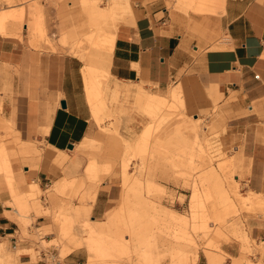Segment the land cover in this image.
<instances>
[{"label": "rangeland", "instance_id": "obj_1", "mask_svg": "<svg viewBox=\"0 0 264 264\" xmlns=\"http://www.w3.org/2000/svg\"><path fill=\"white\" fill-rule=\"evenodd\" d=\"M216 5L175 0L174 8L216 14ZM131 7L129 0H0V35L23 40L37 54L76 55L96 65L102 56L95 38L104 29L116 32ZM11 76L0 70V93L12 92ZM96 83L102 119L76 146L53 153L62 171L40 185L30 175L46 167L43 143L20 142L0 97V190L9 195L6 215L19 239L31 244L23 251L47 264H70L66 256L74 251V264H264V245L244 225L247 215L264 212V201L243 193L242 175L236 181L241 147L226 141V114L217 107L190 114L174 83L139 84L144 102L135 89L119 91L135 83L108 75ZM105 182L116 198L94 219L92 203ZM1 245L8 255L0 264H20L21 251Z\"/></svg>", "mask_w": 264, "mask_h": 264}, {"label": "crops", "instance_id": "obj_2", "mask_svg": "<svg viewBox=\"0 0 264 264\" xmlns=\"http://www.w3.org/2000/svg\"><path fill=\"white\" fill-rule=\"evenodd\" d=\"M129 1L133 13L116 32L104 29L114 33L115 40L111 51L99 50L100 64L84 65L76 55L37 54L23 40L0 35V70L10 71L14 81L12 92L0 93L3 117L19 133L20 142L43 143L46 150L45 169L30 178L40 185L57 177L62 170L53 165V153L76 146L92 124H99L90 113L86 85L108 75L120 83H135L137 87L124 85L119 91L135 89L141 102L148 99L138 89L141 85L174 83L190 114L214 107L226 114V141L234 139L241 147L243 169L235 174L236 181L242 175L243 193L260 195L264 201V0H214L216 14L182 13L174 8L175 0ZM32 188L39 189L37 184ZM115 198L114 185L103 183L92 203L94 219L113 207ZM6 201L7 191L0 190V243L21 251L20 264H47L43 257L32 260L23 251L31 244L19 239L16 222L6 215ZM244 225L248 237L264 245V212L247 215ZM7 255L1 245L0 257ZM79 257L74 251L66 259L74 264Z\"/></svg>", "mask_w": 264, "mask_h": 264}, {"label": "bare ground", "instance_id": "obj_3", "mask_svg": "<svg viewBox=\"0 0 264 264\" xmlns=\"http://www.w3.org/2000/svg\"><path fill=\"white\" fill-rule=\"evenodd\" d=\"M96 39V44L99 47V50L104 52H109L112 50V46L115 40V34L114 33H105ZM97 83H94L93 81L89 80L86 85V98L87 103L89 105V109L91 110L90 113H92V117L98 123V120L100 119V106L98 102V96L100 95V90L97 87Z\"/></svg>", "mask_w": 264, "mask_h": 264}, {"label": "water", "instance_id": "obj_4", "mask_svg": "<svg viewBox=\"0 0 264 264\" xmlns=\"http://www.w3.org/2000/svg\"><path fill=\"white\" fill-rule=\"evenodd\" d=\"M60 104H61V106H62V107H64V106H65V104H64V102H63V101H61V102H60ZM68 148H72V145H69V147H68Z\"/></svg>", "mask_w": 264, "mask_h": 264}, {"label": "built area", "instance_id": "obj_5", "mask_svg": "<svg viewBox=\"0 0 264 264\" xmlns=\"http://www.w3.org/2000/svg\"><path fill=\"white\" fill-rule=\"evenodd\" d=\"M257 77V75H255Z\"/></svg>", "mask_w": 264, "mask_h": 264}]
</instances>
